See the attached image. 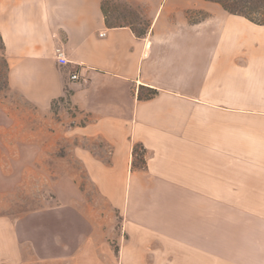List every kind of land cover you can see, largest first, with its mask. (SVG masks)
Masks as SVG:
<instances>
[{
  "label": "crops",
  "instance_id": "0c3cea01",
  "mask_svg": "<svg viewBox=\"0 0 264 264\" xmlns=\"http://www.w3.org/2000/svg\"><path fill=\"white\" fill-rule=\"evenodd\" d=\"M128 1L149 21L140 35L108 25L102 0H0L9 85L43 106L68 90L72 134L109 148L71 156L94 188L117 190L99 227L117 250L83 243L65 262L264 264V24L209 0Z\"/></svg>",
  "mask_w": 264,
  "mask_h": 264
},
{
  "label": "rangeland",
  "instance_id": "374dc122",
  "mask_svg": "<svg viewBox=\"0 0 264 264\" xmlns=\"http://www.w3.org/2000/svg\"><path fill=\"white\" fill-rule=\"evenodd\" d=\"M216 1L264 21V0ZM102 7L108 24H128L137 33L147 30L149 21L128 0H102ZM68 97L66 90L43 106L11 87L0 39V247H19L23 264H49L50 256L54 264H70L65 249L74 251L83 243L117 250L116 239L99 230L100 215L108 213L104 198L117 190L94 188L80 158L71 156L73 149L84 147L108 159L109 148L72 134L74 109ZM141 154L132 159L133 169L143 168ZM119 226L118 216L115 229ZM7 251L0 248V264H8L6 256H16Z\"/></svg>",
  "mask_w": 264,
  "mask_h": 264
},
{
  "label": "trees",
  "instance_id": "16d2710c",
  "mask_svg": "<svg viewBox=\"0 0 264 264\" xmlns=\"http://www.w3.org/2000/svg\"><path fill=\"white\" fill-rule=\"evenodd\" d=\"M211 1H215V2H218L222 5V7L227 10L228 12L230 13H233V14H240V15H243L245 16L246 18H248L250 21L254 22V23H257V24H264V21H261V20H257L255 19L251 13L249 12H246V11H235V10H232L230 7H228L227 5L221 3L220 1H216V0H211ZM103 8V7H102ZM104 11V10H103ZM105 15V13H104ZM106 23H107V20H106ZM108 24V23H107ZM110 25V24H108ZM110 26H114V25H110ZM135 32V31H134ZM136 34L140 35L142 33H137L135 32ZM158 93V91L154 88H149V87H140L139 90H138V95L137 97L139 99H149V98H152L154 97L156 94ZM141 150L142 152V167H145L146 165V161H145V158H144V154H145V150L144 148L140 145V144H134L133 148H132V156L133 158H135L138 154H139V151ZM134 160L132 161V167H134Z\"/></svg>",
  "mask_w": 264,
  "mask_h": 264
},
{
  "label": "built area",
  "instance_id": "2783aa9c",
  "mask_svg": "<svg viewBox=\"0 0 264 264\" xmlns=\"http://www.w3.org/2000/svg\"><path fill=\"white\" fill-rule=\"evenodd\" d=\"M103 34L104 33H100V35H103ZM54 55H55L56 61L59 65H66L69 63V60L66 58L65 51L62 47H56L54 49ZM70 79L77 81L80 79V76L78 75L77 72H72L70 74Z\"/></svg>",
  "mask_w": 264,
  "mask_h": 264
}]
</instances>
